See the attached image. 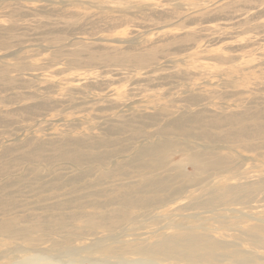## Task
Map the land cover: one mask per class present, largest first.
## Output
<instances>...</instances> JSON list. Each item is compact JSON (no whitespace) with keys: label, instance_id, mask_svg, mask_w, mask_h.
<instances>
[{"label":"rangeland","instance_id":"374dc122","mask_svg":"<svg viewBox=\"0 0 264 264\" xmlns=\"http://www.w3.org/2000/svg\"><path fill=\"white\" fill-rule=\"evenodd\" d=\"M195 95L203 104H191ZM185 114L197 121L195 126L206 116L213 131L235 130L239 135L241 143H232L224 151L235 156L234 161L219 169L228 175H204L187 162L189 154L181 149L168 157V164L183 176L177 188L189 192L181 206L164 209L169 212L168 221H157L146 216L147 209L136 208L126 213L130 221L123 227L130 228V233L106 229L92 238L126 233L121 245H116L122 249L116 254L123 260L140 259L137 248L159 243V236L166 232L179 234L175 226L188 224L184 227L201 230L196 236L210 232L215 241L238 244L264 264V185L251 186L253 178L256 182L264 178V149L246 147H264V0H0V198L9 183L24 180L25 175L32 183L46 176L81 174L74 155L89 152L85 141L90 137L106 143L107 158L104 165L90 166L87 183L120 185L110 177L115 163L137 153L162 126L174 124ZM132 121L141 122L138 132L130 128ZM55 135L72 140V148L80 152L65 155L72 148L60 140L52 142ZM190 142L200 144L199 139ZM38 146L46 150L40 156L31 155ZM126 148L130 154L123 152ZM227 184L240 193L251 189L258 198L248 205L179 209L185 201L204 195L212 198L213 190ZM25 191L20 198L32 213H43L38 211L46 199L55 198L30 188ZM61 200L66 199L55 202ZM236 209L262 221L233 213ZM4 213L1 207L0 219ZM30 217H21L17 223ZM32 217L38 224L45 216ZM247 232L255 233L256 240L249 239ZM70 234L61 232L54 238L65 241L62 237ZM78 237L71 246L84 243L85 236ZM21 243L30 247L29 241ZM3 244L0 253L8 245ZM114 255L97 258L118 257ZM149 257L160 259L150 253L144 258ZM0 259V264L18 261L17 256L1 255ZM234 260L207 262L232 264Z\"/></svg>","mask_w":264,"mask_h":264},{"label":"bare ground","instance_id":"6f19581e","mask_svg":"<svg viewBox=\"0 0 264 264\" xmlns=\"http://www.w3.org/2000/svg\"><path fill=\"white\" fill-rule=\"evenodd\" d=\"M191 98H196L191 104L196 106L203 104L198 102L199 98L197 95ZM189 107L191 111L195 108L192 105ZM185 108L183 107L182 110H187ZM200 120L199 125L195 126L197 121L186 114L181 116L174 124L162 126L161 131L149 137L137 153L128 155L124 162L115 163V166H113L115 171L112 169L110 177L114 181L118 180L119 182L116 183L120 185H114L115 182L110 184L107 181H101L95 185L87 183L90 166L95 162L104 165L107 158L103 150L106 148V143L91 137L85 141L87 146L90 145L89 152L82 151L80 154L74 155L75 158L79 159V162L75 164L79 167L81 174L70 175V177L63 175L46 176L41 177L38 182L32 183L27 182L29 175H25L23 176L24 180H14L9 183L4 188L3 197L0 198L2 199L0 208L3 207L4 209L5 207V213L1 214L5 218L0 219V246L4 245L3 243L8 244L5 245L6 249L0 253L2 257L17 256L18 261L15 264H47L50 258H55L58 264H164L163 262L167 260H180L190 264H209L207 261L211 263L225 262V259L234 258L235 260L232 264H262V259L256 254L246 250L243 251L244 249L241 250L238 244L215 241L216 238L210 232H204L205 235L201 237L199 235L196 236L194 233L197 234L201 230L197 228L196 232L194 228L184 227V225L188 224L175 226L173 222L172 225L178 227L177 229H180L181 233L171 234L166 232L159 236L160 238L157 240L159 243L153 246H140L137 248L135 253L141 256L140 259L123 260L124 258L121 259L120 255L116 254L122 250L117 246L121 245L119 242L124 239L122 235L126 233L120 234V236L115 235L111 238H92L100 230L122 231L126 229L123 227L124 222L130 221L126 213L129 214L130 211L136 208L147 209L149 213L146 216H155L154 219H157V221H168L166 213L169 214V212L164 211V209L172 205L175 207L181 206V200L189 192L188 188L187 190L177 188L175 184L183 176L176 174L177 171L171 170V166L168 164V157L181 149H184L189 154L187 162L195 165L204 175L211 177L228 175V173L219 172V169L232 163V160L234 161L235 156H227L224 151L230 149L232 143L240 142L237 138L239 135L235 130L225 133L213 131L214 129L210 128L212 125L207 124L206 116ZM140 123L132 121L130 128L135 129L134 132H138L136 129H138L137 125ZM206 128L210 130L206 131ZM202 131L203 133L201 134L200 132ZM143 134L144 132L139 129L138 135L142 136ZM57 136H53L51 141L60 140L56 138ZM62 138L60 142L64 143L65 147L72 148V140H64ZM192 139H199L200 144L198 147L193 146V142H190ZM180 141L186 144H182ZM202 142L206 145L202 144ZM79 143L84 144V142ZM45 147L38 146L30 154H39L46 150ZM246 147L250 150L264 149L263 146L259 145H246ZM126 149L123 152L130 154L131 149L127 151ZM64 152H66L65 155H71L80 151H75L72 148V150ZM5 164L7 167L13 166L9 165V163ZM129 168H131L130 171L128 170ZM108 170L111 171V168ZM214 172L219 173L212 175ZM209 179H207V182ZM257 179L259 182H256L257 180L253 178L251 186L264 185L263 177ZM224 186L213 190L210 195L213 196L212 198L207 195L200 196L202 197H199L200 199L191 200L190 202L185 201L184 205L179 209L196 211L201 208H216L221 203L223 206L228 204H233L234 206L248 205L255 202L258 198H255L254 191L251 189L247 193H240L236 187H231L229 184ZM25 188L33 189V192L40 193V196L47 195L49 197L55 194V198L51 197L53 200L51 198H47V201L45 200L46 203L38 211H43V213H32L25 209L26 206L20 198L21 193H26ZM210 188L212 187H206L207 190ZM261 192L264 194V190ZM55 199L66 200L55 202ZM175 207L172 210H177ZM233 213L247 217L256 223L262 221L255 218L253 214L238 209L234 210ZM38 214L45 217L41 218L40 223L36 224L32 221V216ZM26 216L31 217L25 223H17V221L20 222L21 217ZM135 220L136 215L133 216L132 222H135ZM152 220L153 218L151 222H153ZM198 220L201 219L198 218ZM257 227L259 226L255 228ZM129 229L124 230V232L130 233L131 230ZM61 232H71V234L70 236L62 237L66 239L65 241H57L54 236ZM78 235L85 236L81 240L84 243L74 247L71 246L76 244L79 238ZM246 235L249 239L256 240L255 233L252 235L247 232ZM200 240L204 242H198ZM23 241H29L30 247H27L26 243L22 244L21 242ZM52 243H55V246L49 247V244ZM64 244L65 246H63ZM224 252H228V254ZM149 253L160 257V259L155 257L144 258ZM99 254H112L118 257L97 258Z\"/></svg>","mask_w":264,"mask_h":264},{"label":"clouds","instance_id":"9594fccd","mask_svg":"<svg viewBox=\"0 0 264 264\" xmlns=\"http://www.w3.org/2000/svg\"><path fill=\"white\" fill-rule=\"evenodd\" d=\"M47 264H58V261L55 258H50Z\"/></svg>","mask_w":264,"mask_h":264}]
</instances>
